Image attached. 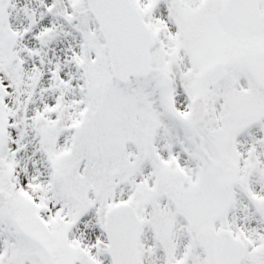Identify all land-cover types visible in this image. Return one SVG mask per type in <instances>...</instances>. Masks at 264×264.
Listing matches in <instances>:
<instances>
[{"label": "snow or ice", "instance_id": "obj_1", "mask_svg": "<svg viewBox=\"0 0 264 264\" xmlns=\"http://www.w3.org/2000/svg\"><path fill=\"white\" fill-rule=\"evenodd\" d=\"M0 264H264V0H0Z\"/></svg>", "mask_w": 264, "mask_h": 264}]
</instances>
